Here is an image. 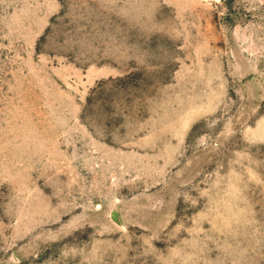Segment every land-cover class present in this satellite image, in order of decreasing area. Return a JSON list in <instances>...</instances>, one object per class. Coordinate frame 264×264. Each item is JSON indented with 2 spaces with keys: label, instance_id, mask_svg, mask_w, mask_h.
<instances>
[{
  "label": "rangeland",
  "instance_id": "374dc122",
  "mask_svg": "<svg viewBox=\"0 0 264 264\" xmlns=\"http://www.w3.org/2000/svg\"><path fill=\"white\" fill-rule=\"evenodd\" d=\"M0 264H264V0H0Z\"/></svg>",
  "mask_w": 264,
  "mask_h": 264
}]
</instances>
